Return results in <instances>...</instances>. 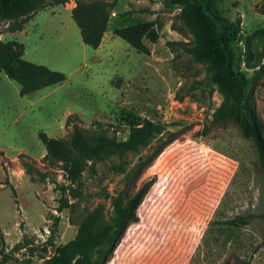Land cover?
Here are the masks:
<instances>
[{
  "label": "rangeland",
  "instance_id": "374dc122",
  "mask_svg": "<svg viewBox=\"0 0 264 264\" xmlns=\"http://www.w3.org/2000/svg\"><path fill=\"white\" fill-rule=\"evenodd\" d=\"M103 1L108 23L96 47L80 39L70 16L74 0L44 7L14 31L7 27L9 9H0V39L20 41L24 59L65 75L20 95L18 83L0 70V246L10 253L26 237L34 247L28 264H45L55 246L73 236L86 210L100 204L105 222L114 196L125 199L151 178L136 207L137 220L128 223L104 264H264V174L237 123L211 121L214 109L233 104V83L217 77L224 56L204 0ZM217 6L239 18L233 49L237 68L248 77L253 69L241 50L246 34L264 30V0H218ZM126 24L140 34L136 46L116 33ZM191 29L202 60L190 51ZM251 48L253 60L263 62L264 31ZM253 94L264 127V75ZM144 119L163 123L177 136L130 182L117 171L115 158L97 162L94 171L85 169L80 196L66 194L74 205L57 210L56 184L66 180L58 165L43 159L38 131L67 137L72 124L90 128L98 120L124 138L129 122ZM127 158L135 159L131 153ZM23 161L32 172H25ZM245 213L252 214L246 224L222 222ZM51 228L52 240L43 244ZM29 251H13L2 264H20Z\"/></svg>",
  "mask_w": 264,
  "mask_h": 264
},
{
  "label": "trees",
  "instance_id": "16d2710c",
  "mask_svg": "<svg viewBox=\"0 0 264 264\" xmlns=\"http://www.w3.org/2000/svg\"><path fill=\"white\" fill-rule=\"evenodd\" d=\"M66 1L68 0H0V9H9L10 21L7 27L9 31H14L20 30L37 11ZM164 1L167 5H172L173 2L184 4L189 0ZM217 2L218 0H204L202 6L216 26V39L224 56L217 77L225 76L233 83L229 91L233 104L226 109H214L211 121L233 119L238 125L240 135L251 141L256 160L264 174V127L256 111L253 94L258 80L264 75V61L260 62L259 59L254 61L253 57L256 55L251 48V40L258 32L263 33L264 30H253L244 38L241 50L243 60L247 67L253 69L252 74L247 77L237 68L238 57L233 49V41L239 35V18H230L222 14ZM261 12L264 14V7L261 8ZM108 15L107 3L103 0H74V5L70 8V16L78 28L81 41L92 47L100 43L107 27ZM192 32L194 44L190 51L196 59L202 60L200 58L202 49L193 30ZM116 33L130 46H136L140 38L138 30L132 24L119 26ZM22 54L23 44L20 41L0 39V70L18 83L20 95L42 86L59 83L65 78L63 72L26 60ZM67 118L68 116L65 122ZM37 135L44 147L43 159L49 165H58L66 180L65 184H56L60 192L57 210H61L75 203V200L68 201L66 194L71 198L80 196V178L85 169L94 171L97 162L115 158L117 171L123 173L130 182L168 142L177 136V132L166 130L164 124L159 121L144 119L140 123L129 122L126 137L118 138L114 132L109 133L100 121L95 120L90 128L72 124L67 137L49 136L42 130L38 131ZM145 146H148V150L143 152ZM129 153L135 157L134 161L127 158ZM23 166L27 173L34 169L24 161ZM35 171L38 172L36 169ZM151 183V178L142 182L133 194L125 199L121 195L114 196L111 201L113 214L105 222H100L102 211L100 204L86 210L78 218L73 236L55 246L53 253L46 258L45 264H104L128 223L137 220L136 207ZM251 217V213L237 214L225 218L222 222L243 225L248 223ZM49 231L50 234L43 244L52 240V228ZM32 245L26 237H22L10 246V251L28 248L30 251L20 262L28 264L34 249ZM11 252H4L3 245L0 246V264L11 258ZM22 254L25 255V252Z\"/></svg>",
  "mask_w": 264,
  "mask_h": 264
},
{
  "label": "crops",
  "instance_id": "0c3cea01",
  "mask_svg": "<svg viewBox=\"0 0 264 264\" xmlns=\"http://www.w3.org/2000/svg\"><path fill=\"white\" fill-rule=\"evenodd\" d=\"M51 85H53V84H51Z\"/></svg>",
  "mask_w": 264,
  "mask_h": 264
}]
</instances>
